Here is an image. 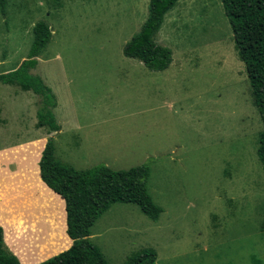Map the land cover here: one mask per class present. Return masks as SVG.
Returning a JSON list of instances; mask_svg holds the SVG:
<instances>
[{"label":"rangeland","instance_id":"rangeland-1","mask_svg":"<svg viewBox=\"0 0 264 264\" xmlns=\"http://www.w3.org/2000/svg\"><path fill=\"white\" fill-rule=\"evenodd\" d=\"M149 3L10 0L5 13L0 7V74L19 68L28 58L35 24L47 22L53 38L33 74L57 97L54 111L61 131L85 125L94 156L116 153L96 163L113 170H129L155 157L147 189L162 209L160 218L153 221L136 205L119 203L91 228L90 239L109 264H124L143 249L157 253L155 264H264V169L257 155L264 125L222 0H179L166 15L157 43L172 50L173 63L163 72L123 54L146 21ZM173 68L189 70L170 74ZM218 85L234 88L220 100L207 101L214 123L221 117L231 123L245 113L249 123L243 136L198 152L183 154L181 145L174 152L145 151L141 162L118 169L131 165L125 159L130 146L120 145L123 131H135L123 119L126 113L160 105L171 89L184 94ZM35 99L31 92L0 82V108L15 122L25 120L21 115L28 112L37 120Z\"/></svg>","mask_w":264,"mask_h":264},{"label":"trees","instance_id":"trees-1","mask_svg":"<svg viewBox=\"0 0 264 264\" xmlns=\"http://www.w3.org/2000/svg\"><path fill=\"white\" fill-rule=\"evenodd\" d=\"M9 1L0 0L2 12L5 13ZM178 2L150 0L146 21L123 48L125 57L140 61L153 72L169 69L173 63V52L158 44L157 36L166 15ZM222 3L264 125V0H222ZM52 38L53 30L47 22L36 23L28 58L18 69L0 74L1 83L31 92L38 101L36 118L49 137L40 160L41 178L66 202L67 232L73 245L40 264H109L100 248L91 241V228L104 213L119 203L136 205L153 221L160 218L162 209L154 203L147 189L155 157L149 156L139 166L124 171L113 170L103 162L87 170H76L56 157L53 140L62 129L54 111L58 105L57 97L43 78L33 74ZM257 155L264 169V129L260 134ZM156 261L157 253L153 249H143L124 264H155ZM0 264H21L6 245L1 226Z\"/></svg>","mask_w":264,"mask_h":264},{"label":"crops","instance_id":"crops-1","mask_svg":"<svg viewBox=\"0 0 264 264\" xmlns=\"http://www.w3.org/2000/svg\"><path fill=\"white\" fill-rule=\"evenodd\" d=\"M183 70L189 69L173 68L169 73ZM243 80L245 78L240 82ZM232 89L218 85L217 89L204 87L193 93L188 89L184 94L171 89L160 105L126 113L123 119L130 121L135 131H123L120 145L122 147L125 141L130 146L125 159L131 160V165L118 169L135 166L144 159L145 151L174 152L183 147V154L198 152L243 136L249 115L243 113L240 123L235 122L240 117L233 118L231 123L222 121L221 117L214 123L210 114L213 108L207 105L210 98L220 100ZM6 113L0 108V226L4 230L6 245L21 264H40L73 245L67 232L66 202L41 178L40 160L49 137L34 118V113L22 114L25 120L17 119V122ZM138 120L144 124L134 123ZM237 126L241 127L229 135L230 130ZM86 129L83 124L70 126L53 140L56 157L71 168L87 169L116 154L100 158L94 156L91 136ZM87 145L89 147L86 148ZM77 158L86 159L90 164L80 166Z\"/></svg>","mask_w":264,"mask_h":264}]
</instances>
